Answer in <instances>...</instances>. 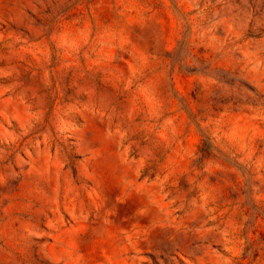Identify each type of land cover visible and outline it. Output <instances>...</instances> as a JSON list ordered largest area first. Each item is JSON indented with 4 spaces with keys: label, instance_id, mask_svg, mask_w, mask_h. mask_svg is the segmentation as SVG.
Returning a JSON list of instances; mask_svg holds the SVG:
<instances>
[{
    "label": "rangeland",
    "instance_id": "1",
    "mask_svg": "<svg viewBox=\"0 0 264 264\" xmlns=\"http://www.w3.org/2000/svg\"><path fill=\"white\" fill-rule=\"evenodd\" d=\"M0 264H264V0H0Z\"/></svg>",
    "mask_w": 264,
    "mask_h": 264
}]
</instances>
